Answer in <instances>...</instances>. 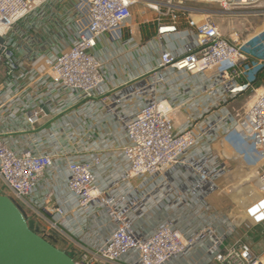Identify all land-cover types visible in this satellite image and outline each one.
<instances>
[{
  "label": "built area",
  "instance_id": "1",
  "mask_svg": "<svg viewBox=\"0 0 264 264\" xmlns=\"http://www.w3.org/2000/svg\"><path fill=\"white\" fill-rule=\"evenodd\" d=\"M190 3L264 16V0H0V181L26 207L41 177L64 160L74 215L84 223L101 211L110 227L83 248L75 264H170L197 251L204 252L205 264H264V249L255 250L264 229L260 235L250 230L264 228V164L238 223L208 201L224 193L221 181L233 167L213 147L220 137H249L264 158V88L259 93L250 79L264 58L245 50L264 35V27L245 38L235 29L225 34L213 11ZM136 4L156 23L149 43L158 55L147 72L109 88L95 49L104 35L122 41L125 31L132 34ZM174 73L186 77L172 82ZM191 77L199 79L197 94L184 97ZM247 92L252 99L246 106H227ZM178 107L191 110L199 125L175 128ZM101 110L120 126L124 141L118 145L93 138ZM44 111L79 113V129L52 122L39 131L51 151L17 148L18 141L6 135L36 130ZM102 150H111L122 164L112 165L113 174L107 173L109 156ZM55 211L66 215L63 206ZM49 222L48 234L54 235L57 222Z\"/></svg>",
  "mask_w": 264,
  "mask_h": 264
},
{
  "label": "crops",
  "instance_id": "2",
  "mask_svg": "<svg viewBox=\"0 0 264 264\" xmlns=\"http://www.w3.org/2000/svg\"><path fill=\"white\" fill-rule=\"evenodd\" d=\"M129 25L132 34H130L128 30L125 31L122 41H112L107 35H104L98 41V45L95 49L96 54L103 59L106 77L105 84L109 88L118 87L132 78L147 72L158 55V50L156 48H151L154 46V43H149V41L156 36V23L152 19V14L147 12L146 15L133 16ZM179 28H184V22L181 23ZM49 29L48 32L54 35L56 29L54 28V30L51 25ZM130 37L133 39V43H126V39ZM162 45L170 47L171 43H169V41H164ZM134 52L141 54V62L133 61V67H131L129 65L130 61L128 56L132 55ZM255 56L264 58V54ZM185 77L186 75L184 74L174 73L170 80L172 82L183 81ZM250 79L253 81L257 91L260 92L264 88V67H260L257 71L253 70L250 73ZM198 80V77H191L189 79L188 83L185 84L186 87L184 91L186 93H184V97H192L197 94L196 84ZM250 99H252V93L247 92L231 99L227 106L232 108V105H239V103L243 101L247 104L250 102ZM202 105L203 102L200 103L198 108L199 111ZM242 105L243 104H240L241 107ZM44 114L42 124L39 125L36 130H17V132L6 136L18 141V143L15 144L17 148L30 145L31 147H37V149L51 151L53 146L45 141L43 132H39L41 129L50 128L52 122L60 124L61 126L65 123H69L71 126L79 129L81 117L79 113L75 111L68 112L61 116L47 114L46 111H44ZM191 115L192 111L188 108L178 107L172 115L175 128L179 129L188 122L196 126L199 125V121L193 122ZM96 120L98 121L96 124L94 121H90V123L95 124L96 127L93 133L94 139L107 137L109 140H113L115 145L124 141L120 126L116 120L108 117L102 110L98 113ZM231 137H234V139L231 140ZM83 139H85V137H83ZM59 141H61V139H59ZM56 142L58 143V140ZM213 147L222 158L232 163L234 168L237 166V162L247 169L252 167L250 169L254 171L255 178L258 167L264 164V158L256 153V149L249 137L231 133L220 137ZM102 152L109 156L107 173L113 174L116 170L112 168V165L114 164L116 168H120L122 164L120 161L115 160L114 156H111V150H102ZM257 157L260 158L258 162L256 160ZM243 166L240 167L244 168ZM58 168L57 171H50L41 177L35 192L26 199V207H22L27 216L31 219L36 218L37 220L42 219L45 221L57 222L58 228L53 231L54 236L61 241L64 250L70 252L73 259L77 260L80 252L83 248L88 247L90 241L102 238L108 234L110 228L109 221L101 211L89 215L84 223L80 217L74 215L72 207L73 200L69 196L66 188L67 172L64 160H62ZM103 175L101 174L98 176V182L100 184L104 182ZM221 186L224 191L226 189L231 191L236 188L237 190L235 192L241 196L243 187L238 188V183L235 181V177L233 178V175L231 177V182L223 185L221 181ZM224 193H226V191ZM242 194L243 199H240V202L232 200L233 208H238L239 215L237 218L239 221L242 217L241 214L244 204L247 201L246 193L243 192ZM220 199L221 198L218 197L217 194L208 197V201L213 210L219 215H227L230 217L227 212H224L226 211L225 206L229 208L230 203H222ZM61 206L65 207L66 215L59 217V215H56L55 207ZM170 264H205V254L203 251H197L187 259H182Z\"/></svg>",
  "mask_w": 264,
  "mask_h": 264
},
{
  "label": "water",
  "instance_id": "3",
  "mask_svg": "<svg viewBox=\"0 0 264 264\" xmlns=\"http://www.w3.org/2000/svg\"><path fill=\"white\" fill-rule=\"evenodd\" d=\"M3 39L0 37V43ZM0 264H75L68 251L39 235L15 201L0 192Z\"/></svg>",
  "mask_w": 264,
  "mask_h": 264
},
{
  "label": "rangeland",
  "instance_id": "4",
  "mask_svg": "<svg viewBox=\"0 0 264 264\" xmlns=\"http://www.w3.org/2000/svg\"><path fill=\"white\" fill-rule=\"evenodd\" d=\"M191 5L195 6V7H199V8H204V9H208L213 11V18L217 21V23L220 26L221 32L222 33H229V31L231 29H235L236 31L239 32V34L245 38L247 35H252L254 32L262 29L264 27V16H250V17H245V16H237V15H233L230 14L228 12H225L223 10L222 7L218 6V5H211V4H203V3H190ZM133 16H137V15H141V11H142V6L140 4H136L133 9ZM246 52L250 55H258V54H264V35L259 36L258 38H255L253 41H251L248 45H246L245 48ZM140 56L141 54H138L136 52L132 53V55L128 56L129 57V65L131 67H133V61L134 62H141L140 61ZM260 93V92H259ZM249 99V98H248ZM251 100V99H250ZM240 104H243V106H246V102L243 101L241 103H239V105H232V108L238 109V108H242L240 106ZM235 134V133H233ZM237 135V134H236ZM234 137H231V140H233ZM257 162L260 161V158H256ZM231 166H233L232 163H230ZM240 166H243L242 164L239 165V163L237 162V166L234 168L231 167V172L222 180L223 185L226 183L231 182V177L233 175V178L235 177V181L238 183V188H242L245 185H253L254 188V184L256 183V178L254 177V171H252L250 168H241ZM242 171V172H240ZM237 189L235 188V190H225L226 193H221V194H217L218 197H220V201L222 203H230L229 208L225 206L227 214L230 215V217L232 219L235 220L236 223L239 222V219L236 217L238 208H233V204H232V197L231 195L233 193H235ZM0 191L1 193L11 197L13 200V196L12 193L6 189L2 182L0 181ZM224 191V192H225ZM16 201V200H15ZM17 202V201H16ZM34 223L38 225L40 230L45 231L44 234L47 237V235H49V231L53 230V228L50 226V222L49 221H45L42 219L37 220L36 218L33 219ZM264 229L263 227H251L250 230L252 232L258 233L260 235L261 230ZM264 231V230H262ZM264 249V240H262L261 242L257 243L255 245V250L257 252L261 251Z\"/></svg>",
  "mask_w": 264,
  "mask_h": 264
},
{
  "label": "flooded vegetation",
  "instance_id": "5",
  "mask_svg": "<svg viewBox=\"0 0 264 264\" xmlns=\"http://www.w3.org/2000/svg\"><path fill=\"white\" fill-rule=\"evenodd\" d=\"M17 205L21 208L23 214L25 215V217H27L28 221L29 220H33V219H31V218H29L27 216L26 212L24 211V208L19 203ZM35 225L38 227L37 224H35ZM38 232H39L40 236H42L43 238L49 240L55 247H57V248H59V249H61L63 251H66V250H64L63 245L61 244V241L57 237H55L54 235H47V237H46L45 234H44V231L40 230L39 227H38Z\"/></svg>",
  "mask_w": 264,
  "mask_h": 264
},
{
  "label": "bare ground",
  "instance_id": "6",
  "mask_svg": "<svg viewBox=\"0 0 264 264\" xmlns=\"http://www.w3.org/2000/svg\"><path fill=\"white\" fill-rule=\"evenodd\" d=\"M252 184H250V185H245V186H243V188H242V193L244 192V193H246L245 195H247V192H248V190L250 189V188H252ZM241 193V196H239L238 195V193H233L232 194V199L233 200H237V202H240L241 200L240 199H243L242 197H243V194ZM240 200V201H239ZM237 211V214H236V217H238V215H239V211L238 210H236Z\"/></svg>",
  "mask_w": 264,
  "mask_h": 264
},
{
  "label": "trees",
  "instance_id": "7",
  "mask_svg": "<svg viewBox=\"0 0 264 264\" xmlns=\"http://www.w3.org/2000/svg\"><path fill=\"white\" fill-rule=\"evenodd\" d=\"M14 201H15V200H14ZM15 203H17V204H18V202H16V201H15Z\"/></svg>",
  "mask_w": 264,
  "mask_h": 264
}]
</instances>
